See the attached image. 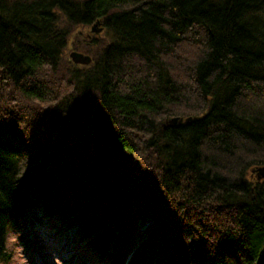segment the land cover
I'll return each instance as SVG.
<instances>
[{"label": "trees", "instance_id": "16d2710c", "mask_svg": "<svg viewBox=\"0 0 264 264\" xmlns=\"http://www.w3.org/2000/svg\"><path fill=\"white\" fill-rule=\"evenodd\" d=\"M259 166L264 0H0V264H264Z\"/></svg>", "mask_w": 264, "mask_h": 264}, {"label": "rangeland", "instance_id": "374dc122", "mask_svg": "<svg viewBox=\"0 0 264 264\" xmlns=\"http://www.w3.org/2000/svg\"><path fill=\"white\" fill-rule=\"evenodd\" d=\"M83 28L79 27L76 30V32L74 33V37L70 42V45H72L74 41H76L77 43L78 41L83 42L85 40H90L93 36L96 37L95 35L104 34L103 32L96 34L91 33L90 27L85 29ZM81 31L82 33H84L85 37L82 39H76V37L80 35L79 33ZM73 51L74 50H71L70 53ZM146 226L147 224L141 223V228H145ZM32 227L33 224L28 226V237L31 238L30 240L32 241L33 245L34 242L37 241L38 246H31L32 249L30 248V250L27 251L26 246H24V242L19 240V236H12L10 240H12V242H15L16 247L14 250H11L10 257L12 258L13 262L11 261L10 264H90L89 260L84 259L80 261L79 259L73 257V252L76 251L79 247H76L74 244L69 242V240L71 239H67L65 240V242L61 241V243H59L57 240H55L54 237L50 239L49 237H47L49 234L47 233L45 225H35L34 227L36 228V231L35 229H32ZM35 232H37L38 236L33 239L32 237L36 235ZM70 233L72 238L74 233L72 230Z\"/></svg>", "mask_w": 264, "mask_h": 264}, {"label": "water", "instance_id": "95a60500", "mask_svg": "<svg viewBox=\"0 0 264 264\" xmlns=\"http://www.w3.org/2000/svg\"><path fill=\"white\" fill-rule=\"evenodd\" d=\"M98 26H100V23L97 22L96 24H94L91 27V33H100L102 31V29ZM71 61L74 64H78V65H82V66H86L89 65L92 62V58L90 55L86 54L84 55L83 53L79 52V51H73L69 54ZM193 120V117H188L187 119L183 118V117H174L171 118L169 120L166 121V125L172 127V128H177V126L181 125V124H188ZM252 174H255L256 176V180H264V166H259L256 167V169H253Z\"/></svg>", "mask_w": 264, "mask_h": 264}]
</instances>
